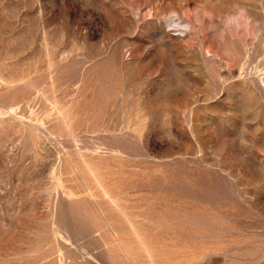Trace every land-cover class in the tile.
Here are the masks:
<instances>
[{
	"label": "rangeland",
	"instance_id": "obj_1",
	"mask_svg": "<svg viewBox=\"0 0 264 264\" xmlns=\"http://www.w3.org/2000/svg\"><path fill=\"white\" fill-rule=\"evenodd\" d=\"M0 264H264V0H0Z\"/></svg>",
	"mask_w": 264,
	"mask_h": 264
},
{
	"label": "bare ground",
	"instance_id": "obj_2",
	"mask_svg": "<svg viewBox=\"0 0 264 264\" xmlns=\"http://www.w3.org/2000/svg\"><path fill=\"white\" fill-rule=\"evenodd\" d=\"M251 25V24H250ZM242 27V26H241ZM252 27V26H251ZM242 31V30H241ZM252 31V30H251ZM241 33V32H240ZM247 33V32H246ZM252 34V33H251ZM245 36V35H244ZM63 115V114H62Z\"/></svg>",
	"mask_w": 264,
	"mask_h": 264
}]
</instances>
